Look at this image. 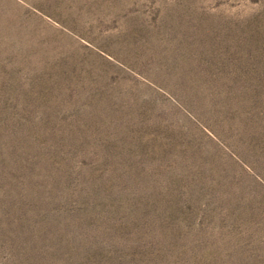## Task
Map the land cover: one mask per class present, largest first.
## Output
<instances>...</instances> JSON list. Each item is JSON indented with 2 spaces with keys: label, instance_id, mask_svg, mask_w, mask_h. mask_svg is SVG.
Returning <instances> with one entry per match:
<instances>
[{
  "label": "rangeland",
  "instance_id": "374dc122",
  "mask_svg": "<svg viewBox=\"0 0 264 264\" xmlns=\"http://www.w3.org/2000/svg\"><path fill=\"white\" fill-rule=\"evenodd\" d=\"M0 264H264V0H0Z\"/></svg>",
  "mask_w": 264,
  "mask_h": 264
}]
</instances>
